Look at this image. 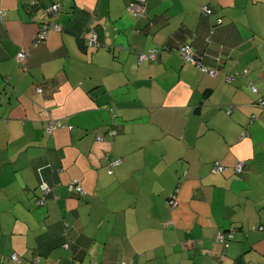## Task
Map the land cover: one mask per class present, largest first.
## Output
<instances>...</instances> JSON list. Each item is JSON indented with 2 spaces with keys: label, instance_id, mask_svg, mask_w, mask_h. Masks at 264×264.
<instances>
[{
  "label": "crops",
  "instance_id": "crops-1",
  "mask_svg": "<svg viewBox=\"0 0 264 264\" xmlns=\"http://www.w3.org/2000/svg\"><path fill=\"white\" fill-rule=\"evenodd\" d=\"M131 1L0 0V264H264V0Z\"/></svg>",
  "mask_w": 264,
  "mask_h": 264
},
{
  "label": "built area",
  "instance_id": "built-area-1",
  "mask_svg": "<svg viewBox=\"0 0 264 264\" xmlns=\"http://www.w3.org/2000/svg\"><path fill=\"white\" fill-rule=\"evenodd\" d=\"M146 0H137L136 3L134 4H131L129 6V11L134 15V16H142L144 15V9H143V5L145 3ZM57 6H52L51 7V10L52 12H56ZM202 13H204L205 15H210L211 14V10L208 9L206 6H203L202 7ZM3 14V12L0 11V20H1V15ZM217 24H221V21L218 20L217 21ZM48 24H44V26L42 27V29H40V31L38 32V34L36 35L35 39H34V42L35 43H39L41 42L44 37H45V31L47 29V26ZM56 30H59L60 28L59 27H55ZM96 41V37L93 35L91 37V39L88 41L89 45H93ZM34 43V45H35ZM178 53L180 54V56L183 58V60L185 62H188L190 64H195V65H198L197 62H195V59L192 57V54H191V50L189 48V46L187 45H184V46H181L179 49H178ZM156 54H157V50L155 49H150L147 51V53H143V54H140L138 56V64H142L143 62L145 61H152L155 57H156ZM25 56H26V53L24 51H21L19 52L15 59H16V62L17 63H20V62H23L24 59H25ZM210 74L214 75L215 72L214 71H210L209 72ZM246 72L244 71L243 74H245ZM252 92L255 94L256 93V89L255 88H252ZM257 107L261 108V109H264V98H259L257 100V103L255 104ZM231 111V110H230ZM230 111H227V113H230ZM255 117H251V119L249 120V124L252 123V121H254ZM56 128V125H55V122L53 120H50L49 122L46 123L45 125V132L48 134V135H51L52 131ZM248 126L245 127V130L243 131L242 133V137H244L246 135V130H247ZM114 132L113 131H110V135H113ZM96 140L97 141H100L101 140V137L100 136H97L96 137ZM120 164V160H116L112 163V166H116V165H119ZM241 168H242V164L241 163H238L235 167V172L236 173H239L241 172ZM225 170V168L219 164V163H214L213 164V167H212V171L215 172V173H222L223 171ZM40 190L42 191V193L44 195H47L49 193H52L53 189L48 187L46 184H41L40 185ZM68 190L69 191H75L77 194L79 195H83L84 192L83 190L81 189L80 185L77 184L75 181L72 182L71 184H69L68 186ZM38 205H42L43 204V199L39 200ZM167 205L171 208H176L177 206V202L175 200V196H172L171 199L167 202ZM257 229H261V230H264V225H261V226H258ZM233 238V234H232V231H227V232H221L219 231L217 233V236L215 238L216 240V243L220 245V247L222 249H225L227 247V244L229 241H231ZM11 260L12 261H17V257L16 255H11ZM119 264H125V263H119Z\"/></svg>",
  "mask_w": 264,
  "mask_h": 264
},
{
  "label": "trees",
  "instance_id": "trees-1",
  "mask_svg": "<svg viewBox=\"0 0 264 264\" xmlns=\"http://www.w3.org/2000/svg\"><path fill=\"white\" fill-rule=\"evenodd\" d=\"M136 1L137 0H132L131 2H129L128 3V5L126 6V9H127V11H129V6L131 5V4H134V3H136ZM145 3H146V1H145ZM145 3H144V5H143V9H144V15H142V16H135L136 18H143V17H145ZM53 6H57L56 8H57V10H56V12L54 13V12H52V11H50L51 10V8L47 11V13H48V15H49V17L51 18V17H53V16H55L58 12H59V5L58 4H55V5H53ZM52 7V6H51ZM208 9H210L211 10V8H209L208 6H206ZM1 12H3L2 10H0ZM204 16H209V15H205L204 13H202ZM211 14H212V10H211ZM210 14V15H211ZM3 17H4V12H3V14L1 15V20H0V22H2V20H3ZM87 19H86V22L84 23V25H83V27H82V29L80 30V32H78V34L76 35V39L82 44V42L84 43L83 45L86 47V48H89V47H93V48H97V47H100V45H99V43H98V41H97V33H96V31H95V27L92 25V18H93V15L91 14V15H88L87 17H86ZM221 21V20H220ZM44 24H48V25H46L47 26V29H46V33L48 32V31H50V30H54V31H63V29L62 28H60V26H58V25H55L53 22H51L50 20L48 21V22H46V23H44ZM44 24H41L40 26H39V28H38V32L40 31V29H42V27L44 26ZM216 24H217V22H216ZM220 25V24H219ZM217 26H218V24H217ZM55 27H59L60 29L59 30H56L55 29ZM45 33V34H46ZM95 36L96 37V41H95V43L93 44V45H89V43H88V41L91 39V37L92 36ZM46 36V35H45ZM45 38V37H44ZM44 40V39H43ZM42 40V41H43ZM41 41V42H42ZM41 42H39V43H35L34 42V40H33V42H32V47H34V46H37L38 44H40ZM34 43H35V45H34ZM143 54V53H142ZM140 55V54H139ZM138 55V56H139ZM180 55V54H179ZM182 58V57H181ZM137 59H138V57H137ZM183 59V58H182ZM24 61H25V59H24ZM23 61V62H24ZM23 62H20V63H23ZM145 62H151V61H145ZM195 62H197V61H195ZM20 63H17V64H20ZM144 63V62H143ZM198 63V62H197ZM140 65V64H139ZM261 98V97H260ZM263 98V97H262ZM259 108V107H258ZM261 109V108H260ZM263 110V109H262ZM228 111H230V110H228ZM231 112V111H230ZM255 117V119H256V116H254V115H251L250 117H249V120L251 119V117ZM254 119V120H255ZM249 120H248V124H247V126H249L250 124H249ZM253 122V121H252ZM56 125V124H55ZM116 161V160H115ZM114 162V161H113ZM112 162V163H113ZM112 163L110 164V168H112V167H115V166H112ZM214 163H216V162H214ZM213 163V164H214ZM120 164H121V160H120ZM119 164V165H120ZM213 164H212V167H213ZM119 165H116V166H119ZM225 168V167H224ZM225 171V170H224ZM223 171V172H224ZM111 172V170H109V173ZM236 173V172H235ZM72 182H70L69 184H71ZM77 184H79L78 182H76ZM69 184L66 186V188H67V190H68V186H69ZM40 185L41 184H39V186H38V190H39V192H40V196L39 197H37V200H36V202H35V204H36V206H38V207H43L44 205H45V198H46V196H48L49 194H51V193H49V194H47V195H44L43 193H42V191L40 190ZM47 185V184H46ZM48 187H50V188H52L53 189V191H54V189L55 188H57V187H59L60 186V184H54V185H52V186H49V185H47ZM81 187V186H80ZM82 189V188H81ZM83 190V189H82ZM53 191H52V193H53ZM68 192H70V193H74V194H76L77 196H83V195H85V192H84V190H83V192H84V194L83 195H79V194H77L75 191H69L68 190ZM175 193V192H174ZM176 194V193H175ZM175 194L173 195V196H175ZM41 199H43V204L40 206V205H38L37 203H38V201L39 200H41ZM221 232H224V231H221ZM226 232V231H225ZM229 243V242H228ZM228 245V244H227ZM222 251H224V249H222ZM9 259L11 260V256L9 257ZM12 261V260H11ZM12 262H14V263H16V264H20V262H19V260L17 259V261H12ZM48 264H51V263H48Z\"/></svg>",
  "mask_w": 264,
  "mask_h": 264
},
{
  "label": "rangeland",
  "instance_id": "rangeland-1",
  "mask_svg": "<svg viewBox=\"0 0 264 264\" xmlns=\"http://www.w3.org/2000/svg\"><path fill=\"white\" fill-rule=\"evenodd\" d=\"M129 14L131 15V16H133L134 18H136L130 11H129ZM49 19H51L49 16H47V21L46 22H48L49 21ZM124 263V262H123Z\"/></svg>",
  "mask_w": 264,
  "mask_h": 264
}]
</instances>
